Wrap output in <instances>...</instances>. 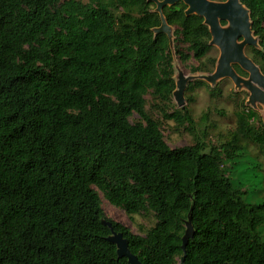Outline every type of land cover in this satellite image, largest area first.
<instances>
[{
	"label": "trees",
	"instance_id": "1",
	"mask_svg": "<svg viewBox=\"0 0 264 264\" xmlns=\"http://www.w3.org/2000/svg\"><path fill=\"white\" fill-rule=\"evenodd\" d=\"M240 1L264 73V0ZM152 6L0 0V264H131L109 239L112 228L143 264H180L185 254V264H264V201L245 202L232 172L243 139L264 155V127L242 110L221 147L166 142L147 95L173 104L174 58ZM187 8H163L176 42L187 45L177 52L200 63L192 72H211L212 34ZM167 110L163 118L193 124L187 107ZM101 193L130 217L153 212L156 224L134 233L106 215Z\"/></svg>",
	"mask_w": 264,
	"mask_h": 264
},
{
	"label": "rangeland",
	"instance_id": "2",
	"mask_svg": "<svg viewBox=\"0 0 264 264\" xmlns=\"http://www.w3.org/2000/svg\"><path fill=\"white\" fill-rule=\"evenodd\" d=\"M87 2L88 0H83ZM153 8L157 10L159 2L164 0H151ZM218 1V0H217ZM226 22V21H225ZM224 27L228 22L221 23ZM172 33V54L174 58V77L178 81L179 75L182 74L186 78L193 77L188 81L185 89L184 107L190 110L193 118V124L179 126L174 120L163 118V110L168 107L170 113L176 109H181L176 94L173 95V104L167 105L158 99H153L152 95H147V109L149 113L162 121V132L166 142L172 148H178L196 143L198 140L205 142L207 145L206 152L212 146L221 147L232 140L233 133L238 126V116L240 111L253 114L251 122L257 128L264 127V101H251L252 90L248 87L247 82L250 80V72L242 66L232 65L234 71L244 80L236 82L231 76H224L217 79L216 83L200 78L202 75H211L215 72L217 62L213 71L192 72V66H198L200 63L193 57L187 62H183L180 54L177 52V46L185 52H188L187 45L177 43L175 36V27H171ZM242 41V39L240 40ZM255 47L248 44L244 48L245 55L253 59L251 48ZM215 56L217 60L220 57V48L215 45L214 50L210 54ZM255 62V61H254ZM208 63V62H207ZM256 65H258L255 62ZM259 66V65H258ZM260 67V66H259ZM204 81L203 85H196V81ZM193 88L190 87L193 85ZM257 87L264 90L262 86L255 83ZM140 116L135 114L131 121L138 122ZM241 149L240 157H236L239 163L234 166L233 175L239 181H243L247 193L244 200L250 204H259L264 200V155L259 145L249 139H243L239 142ZM103 207L106 215L125 226L129 227L134 233L144 235L146 230L156 224V217L153 212L136 214L130 217L123 209L111 204L101 193Z\"/></svg>",
	"mask_w": 264,
	"mask_h": 264
},
{
	"label": "water",
	"instance_id": "3",
	"mask_svg": "<svg viewBox=\"0 0 264 264\" xmlns=\"http://www.w3.org/2000/svg\"><path fill=\"white\" fill-rule=\"evenodd\" d=\"M183 1L187 5L186 14H196L202 16L204 23L209 27L212 34L210 42L213 46H219L220 57L217 60V66L214 73L211 75H202L203 78L210 83H216L217 79L224 76H231L236 82L244 81L232 68L233 64L242 66L249 71L250 80L246 81L248 87L252 90V99L264 101V90H261L255 85L258 83L264 88V73L255 62L245 55L244 48L248 44L259 48V39L255 36L252 29V20L250 10L240 0H164L159 2L156 12L160 13L162 18V25L155 29L156 33L163 32L170 37L171 49L173 44L171 25L168 24L163 14V8L167 5H175L177 2ZM228 22L227 26H223L222 22ZM242 39V41H240ZM175 78V77H174ZM193 78H186L182 74L179 75L176 81V94L178 103L184 107L185 98L184 93L188 81ZM112 227V223L108 222ZM113 234L110 240L117 244L118 253L120 257H128L131 264H143L139 258L133 254L129 248V243L122 232H117L112 228ZM192 227L188 224V229L184 237L183 249L186 253V245L191 236ZM186 254L181 258L180 264H185Z\"/></svg>",
	"mask_w": 264,
	"mask_h": 264
},
{
	"label": "flooded vegetation",
	"instance_id": "4",
	"mask_svg": "<svg viewBox=\"0 0 264 264\" xmlns=\"http://www.w3.org/2000/svg\"><path fill=\"white\" fill-rule=\"evenodd\" d=\"M226 23V22H225ZM236 65V64H235Z\"/></svg>",
	"mask_w": 264,
	"mask_h": 264
}]
</instances>
